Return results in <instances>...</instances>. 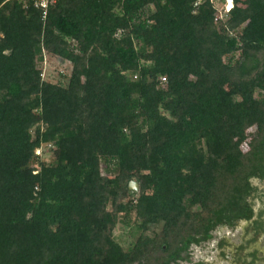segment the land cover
<instances>
[{
  "label": "trees",
  "instance_id": "1",
  "mask_svg": "<svg viewBox=\"0 0 264 264\" xmlns=\"http://www.w3.org/2000/svg\"><path fill=\"white\" fill-rule=\"evenodd\" d=\"M51 1L0 0V264H179L252 219L264 0L218 23L208 0ZM41 50L69 63L66 85L42 79ZM41 149L58 157L34 168Z\"/></svg>",
  "mask_w": 264,
  "mask_h": 264
},
{
  "label": "rangeland",
  "instance_id": "2",
  "mask_svg": "<svg viewBox=\"0 0 264 264\" xmlns=\"http://www.w3.org/2000/svg\"><path fill=\"white\" fill-rule=\"evenodd\" d=\"M214 3L216 8H220L222 5L217 0ZM120 34L121 32L118 33V36ZM36 54L38 57L42 56L43 58V62L37 65L38 70L42 73V79L46 82L56 84L61 80V76H63L65 79L62 80V84L66 85V79L71 72L69 63L49 56L42 50L36 51ZM238 56L237 54L235 60H237ZM225 62H227V59H225ZM256 136V127H252L247 131V140L241 146V150L244 153L250 149V145ZM35 155H38L39 161L33 165L34 168H38L40 163L50 164L58 157L56 151L45 153L42 149L37 150ZM252 184L257 188L253 207L257 214L259 210H263L259 197L264 194V181L253 180ZM131 199L134 200L135 197L127 196L124 193L121 194V201L127 202ZM248 227L249 225L246 222H240L234 227H217L212 233V239L210 241L202 243L199 246H192L189 250L188 260L180 262L179 264H264V237H260L253 242L247 231ZM152 232H159V230H152ZM115 237L117 242L125 250H128L135 241L136 235L130 233V229L119 227L115 232Z\"/></svg>",
  "mask_w": 264,
  "mask_h": 264
},
{
  "label": "built area",
  "instance_id": "3",
  "mask_svg": "<svg viewBox=\"0 0 264 264\" xmlns=\"http://www.w3.org/2000/svg\"><path fill=\"white\" fill-rule=\"evenodd\" d=\"M210 4L212 5L213 10L215 11L214 15V22L218 23L222 19H229L230 18V12L233 9V1L232 0H225L224 4L220 6V8L215 7L214 1L216 0H208ZM202 2V0H197L196 5H199ZM25 9L28 8V6H33L35 9L42 10L44 12V16L46 14V10L48 9L49 5L54 4L51 0H23ZM74 43V44H73ZM71 46L76 47L75 42H71ZM162 82H165V79L161 80ZM38 156V155H36Z\"/></svg>",
  "mask_w": 264,
  "mask_h": 264
},
{
  "label": "flooded vegetation",
  "instance_id": "4",
  "mask_svg": "<svg viewBox=\"0 0 264 264\" xmlns=\"http://www.w3.org/2000/svg\"><path fill=\"white\" fill-rule=\"evenodd\" d=\"M253 180H255V179H252L251 184H252ZM252 187L256 190V193L253 194L252 199L250 200V202L252 204L251 206H252V210H253V217L249 221H245V220L238 221L236 223V225L240 222L248 223L249 227H248L247 231L251 236V240L254 242L257 239H259L260 237H264V194L261 197H259L260 203L263 206V210H259V213L256 214L253 207H254V201L256 198L255 195L257 194V188L254 187L253 184H252Z\"/></svg>",
  "mask_w": 264,
  "mask_h": 264
},
{
  "label": "water",
  "instance_id": "5",
  "mask_svg": "<svg viewBox=\"0 0 264 264\" xmlns=\"http://www.w3.org/2000/svg\"><path fill=\"white\" fill-rule=\"evenodd\" d=\"M128 190L131 193L138 194L140 192L139 184L136 182H130L128 185Z\"/></svg>",
  "mask_w": 264,
  "mask_h": 264
}]
</instances>
